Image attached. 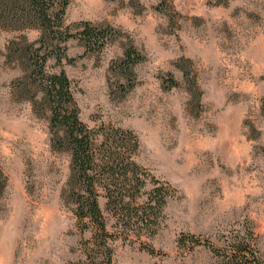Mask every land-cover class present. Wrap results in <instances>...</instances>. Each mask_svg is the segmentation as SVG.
<instances>
[{"label": "rangeland", "instance_id": "obj_1", "mask_svg": "<svg viewBox=\"0 0 264 264\" xmlns=\"http://www.w3.org/2000/svg\"><path fill=\"white\" fill-rule=\"evenodd\" d=\"M65 20L115 38L94 50L71 38L45 68L66 73L90 128L132 131L143 178L171 187L152 229L114 222L112 264H227L224 247L244 240L264 264V0H69ZM8 26L0 19V264H80L90 232L69 155L51 147L48 114L6 57L38 33ZM128 47L138 60L125 74Z\"/></svg>", "mask_w": 264, "mask_h": 264}, {"label": "trees", "instance_id": "obj_2", "mask_svg": "<svg viewBox=\"0 0 264 264\" xmlns=\"http://www.w3.org/2000/svg\"><path fill=\"white\" fill-rule=\"evenodd\" d=\"M68 5L69 0H0V19L10 29L38 33L33 41L24 36L23 44L11 41L6 57L15 58L24 73V79H18L22 93L31 94L29 99L45 108L51 147L69 155L74 212L84 230L90 232L83 242L84 259L80 264H112L109 239L114 234V222L123 227L137 224L152 229L171 187L154 178L149 183L143 178L145 174L132 156L139 148L132 131L90 128L80 118L66 73L45 68L50 58L63 56L62 45L71 38H77L87 50L101 48L115 38L116 30L110 26L92 25L89 21L67 23ZM124 57L120 70L129 74L138 54L128 47ZM171 82L176 84L172 79ZM100 196L105 199L106 216ZM187 241L201 244V237L182 235L179 239ZM224 248L227 264H263L249 241Z\"/></svg>", "mask_w": 264, "mask_h": 264}]
</instances>
